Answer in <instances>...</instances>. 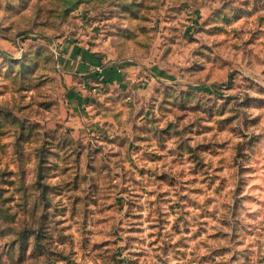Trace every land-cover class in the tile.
<instances>
[{"label": "rangeland", "instance_id": "obj_1", "mask_svg": "<svg viewBox=\"0 0 264 264\" xmlns=\"http://www.w3.org/2000/svg\"><path fill=\"white\" fill-rule=\"evenodd\" d=\"M0 264H264V0H0Z\"/></svg>", "mask_w": 264, "mask_h": 264}, {"label": "crops", "instance_id": "obj_2", "mask_svg": "<svg viewBox=\"0 0 264 264\" xmlns=\"http://www.w3.org/2000/svg\"><path fill=\"white\" fill-rule=\"evenodd\" d=\"M73 57H75V56H73ZM85 65H86V64H85ZM85 65H84L83 63H79V62H77V63L75 64V69H76V70H79V71L82 70V71L85 72L86 69H87V67L89 66V65H88V66H85ZM91 65H92V66H89L88 68H89V69H90V68H93V69H94V65H95V63L92 62ZM115 68H116V67H115ZM79 71H78V72H79ZM82 71H81L80 73H78V75H86V74L89 75L90 72H91V71H90V72H87L86 74H84V73L81 74ZM94 71H95V70H94ZM68 73L73 74V73H75V72H72V71H71V72H68ZM95 75H96V73H95V74H92V79H93V78L95 79ZM102 81H104V80H102ZM97 85H100V84H99V83H96V84H94L93 86H91L90 91H91V92H96V91H97Z\"/></svg>", "mask_w": 264, "mask_h": 264}, {"label": "built area", "instance_id": "obj_3", "mask_svg": "<svg viewBox=\"0 0 264 264\" xmlns=\"http://www.w3.org/2000/svg\"><path fill=\"white\" fill-rule=\"evenodd\" d=\"M100 68V67H99ZM102 68V67H101ZM98 71H100V69H98Z\"/></svg>", "mask_w": 264, "mask_h": 264}, {"label": "trees", "instance_id": "obj_4", "mask_svg": "<svg viewBox=\"0 0 264 264\" xmlns=\"http://www.w3.org/2000/svg\"><path fill=\"white\" fill-rule=\"evenodd\" d=\"M100 67H102V66H100Z\"/></svg>", "mask_w": 264, "mask_h": 264}]
</instances>
